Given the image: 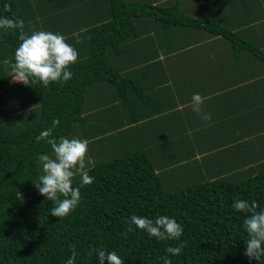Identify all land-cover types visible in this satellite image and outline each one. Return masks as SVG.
I'll return each instance as SVG.
<instances>
[{
    "label": "trees",
    "instance_id": "trees-1",
    "mask_svg": "<svg viewBox=\"0 0 264 264\" xmlns=\"http://www.w3.org/2000/svg\"><path fill=\"white\" fill-rule=\"evenodd\" d=\"M5 4L10 11H5ZM108 4V20L86 30L89 52L71 65L72 79L47 87L40 82L30 85L39 101L38 117L30 122H21L16 114L0 117V264H65L73 247L75 264H98L94 250L99 247L115 251L123 264H164V257L171 264H258L244 255L246 214L233 204L244 199L264 209V165L240 178L196 179L168 186L149 155L132 149L87 165L94 181L81 188V202L67 217L52 216L55 204L45 196L33 200L31 192L38 194L33 182L43 174L37 157L51 154L45 140L37 142L40 132L59 119L52 136L73 138L74 126L85 111L87 88L96 81L135 86L111 64L109 53L118 51L122 41L132 36L137 17L153 19L164 27L235 35L213 19L194 17L170 3L108 0ZM0 17L22 20L17 0H1ZM24 31L30 34L25 24ZM19 34L18 29L0 32V41L9 46L12 66L21 43ZM79 184L77 176L74 186ZM132 215L153 221L167 215L182 225L183 234L179 240H158L135 225L129 232ZM180 244L184 247L179 255L166 253L167 247Z\"/></svg>",
    "mask_w": 264,
    "mask_h": 264
},
{
    "label": "crops",
    "instance_id": "crops-1",
    "mask_svg": "<svg viewBox=\"0 0 264 264\" xmlns=\"http://www.w3.org/2000/svg\"><path fill=\"white\" fill-rule=\"evenodd\" d=\"M145 1L177 5L235 35L137 17L132 36L109 53L135 86L94 82L74 126L73 137L88 141L87 165L143 149L168 186L255 172L264 165V0ZM17 10L30 34H63L78 59L89 52L86 30L110 16L108 0H17ZM12 75L9 46L0 41V117L33 121L37 95ZM194 93L204 98L210 121L192 111Z\"/></svg>",
    "mask_w": 264,
    "mask_h": 264
},
{
    "label": "clouds",
    "instance_id": "clouds-1",
    "mask_svg": "<svg viewBox=\"0 0 264 264\" xmlns=\"http://www.w3.org/2000/svg\"><path fill=\"white\" fill-rule=\"evenodd\" d=\"M5 11H10V6L4 5ZM0 29L19 30L21 43L15 50V63L13 64L14 82L30 86L40 82L45 87L53 82H67L72 79L71 65L79 58L78 50L67 42V37L60 33L38 30L31 34L25 33L24 21L0 17ZM77 42L80 33L73 34ZM204 98L199 93H194L191 98L192 111L202 120L210 121L211 113L204 111ZM59 119H53L52 127L40 132L36 137L37 142L45 140L51 147V154H39L38 160L42 165L43 174L39 180L33 182L38 193L45 196L48 201L55 204L50 209L54 217L64 218L70 215L80 204L81 188L90 185L94 177L89 175L87 157L89 152L88 141L77 137H61L59 140L52 136L53 128L58 126ZM80 177L79 186H74L76 177ZM233 208L245 213L243 227L247 232L244 255L249 260H256L264 264V209H260L256 201L249 203L247 200H236ZM259 209V210H258ZM128 231L136 229L145 231L149 236L158 240H179L183 234V227L176 219L167 215H160L153 221L145 216L132 215L128 221ZM184 245L167 247L166 253L179 255ZM95 254L98 264H123V258L115 251H106L103 247L96 248ZM77 252L73 247L71 256L65 264H75ZM164 264L171 261L164 257Z\"/></svg>",
    "mask_w": 264,
    "mask_h": 264
},
{
    "label": "rangeland",
    "instance_id": "rangeland-1",
    "mask_svg": "<svg viewBox=\"0 0 264 264\" xmlns=\"http://www.w3.org/2000/svg\"><path fill=\"white\" fill-rule=\"evenodd\" d=\"M91 160V159H90ZM32 191H35V189L34 190H32ZM32 193V195H33V200H38V199H40L41 197H42V195H40L39 193L36 195V196H34V193L33 192H31ZM40 195V196H39Z\"/></svg>",
    "mask_w": 264,
    "mask_h": 264
}]
</instances>
